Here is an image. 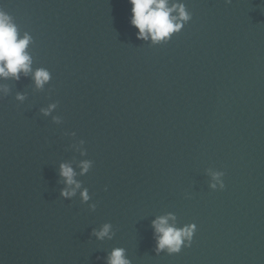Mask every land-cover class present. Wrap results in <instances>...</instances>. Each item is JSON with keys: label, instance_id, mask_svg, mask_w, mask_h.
<instances>
[{"label": "water", "instance_id": "95a60500", "mask_svg": "<svg viewBox=\"0 0 264 264\" xmlns=\"http://www.w3.org/2000/svg\"><path fill=\"white\" fill-rule=\"evenodd\" d=\"M183 2L191 21L153 46L129 0H0L51 73L43 89L0 80V264H106L114 248L131 264H264V0ZM85 160L94 212L60 195V165ZM169 214L197 226L171 256L152 227Z\"/></svg>", "mask_w": 264, "mask_h": 264}, {"label": "clouds", "instance_id": "9594fccd", "mask_svg": "<svg viewBox=\"0 0 264 264\" xmlns=\"http://www.w3.org/2000/svg\"><path fill=\"white\" fill-rule=\"evenodd\" d=\"M131 4L130 24L137 29L136 37L146 43L151 42L153 46L168 43L179 34L184 26L192 19L183 0H129ZM231 4L232 0H225ZM34 43L33 37L24 32L21 34L14 18L4 8L0 7V80H19L21 74L32 75L35 86L43 89L51 82V73L44 68H32V56L28 51ZM9 93L7 87H0V98ZM16 99L20 102L25 100L23 94H17ZM57 108V104H50L47 108L41 109L45 117L51 116ZM54 123H62L60 117H53ZM75 135V133H73ZM84 141H81L83 144ZM86 155V152L83 153ZM93 167V162L85 160L81 163V172L74 171L71 164L62 163L59 175L65 185L61 190V197L66 200L74 199L79 193L81 202L88 204L91 211H96V204H90L91 196L87 188L82 189V184L77 175L87 174ZM212 182L210 188L213 191L225 189L224 176L221 171H209ZM82 189V190H81ZM107 190V189H105ZM176 217L172 214L159 217L153 221L152 227L156 236V252L167 253L168 255L180 254L185 247H191L197 226L188 224L182 228L176 227ZM172 221L173 223H169ZM98 240L112 239L114 237L113 226L110 223L104 224L99 230L92 233ZM106 264H131L126 258V251L123 248H114L108 254Z\"/></svg>", "mask_w": 264, "mask_h": 264}]
</instances>
